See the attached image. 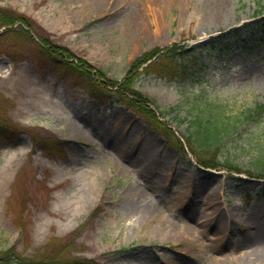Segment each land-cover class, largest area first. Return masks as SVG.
<instances>
[{
  "label": "rangeland",
  "instance_id": "obj_1",
  "mask_svg": "<svg viewBox=\"0 0 264 264\" xmlns=\"http://www.w3.org/2000/svg\"><path fill=\"white\" fill-rule=\"evenodd\" d=\"M0 6L33 22L0 25V119L19 132L15 142L0 139V254L16 246L36 257L66 245L99 264H264V176L255 167L264 109L247 115L264 103L258 0ZM42 29L119 80L143 51L179 43L190 75L143 73L136 86L161 109L176 108L167 118L179 134L211 99L231 128L210 146L241 172L201 166L126 104L96 100L79 75L43 58ZM34 135L58 139L62 152L46 154ZM132 201L140 217L128 212Z\"/></svg>",
  "mask_w": 264,
  "mask_h": 264
},
{
  "label": "trees",
  "instance_id": "obj_2",
  "mask_svg": "<svg viewBox=\"0 0 264 264\" xmlns=\"http://www.w3.org/2000/svg\"><path fill=\"white\" fill-rule=\"evenodd\" d=\"M261 10L264 9V0H258ZM24 24L30 26L32 20L26 15L6 9L0 6V25L9 30L14 25ZM42 31H44L42 29ZM33 38V36L31 37ZM39 44L43 58L57 66L75 72L87 83L88 92L98 101L110 100L113 103H123L139 113L145 122L155 129L171 145L187 153L186 146L196 157L200 165L204 167H226L232 171L241 172V167L232 160L221 161L219 152L215 147L216 139H219L221 131H229L231 122L219 120V113L214 111V103L211 99L203 102V114H198L192 120L195 126L188 134H178L168 123V114L176 111L175 107L168 110L160 109L155 99L144 93L136 86V81L141 74H157L166 69L169 76H189L194 65H189L185 54H182L180 44L173 42L168 46H156L143 51L138 55L129 67L122 79H114L105 71L94 67L88 60L77 55L68 46L52 40L45 31L38 34ZM264 109V103L258 104L247 115L253 116ZM223 113L225 109H222ZM209 117H213V120ZM204 121L209 124L205 125ZM171 122V121H170ZM222 125V126H221ZM19 132H15L13 125L0 119V139L15 142ZM35 142L48 154L58 155L62 152L60 141L47 136H36ZM212 141V142H211ZM210 144H212L211 147ZM257 174L264 176V146L257 158H255ZM66 245L51 253H40L36 257H27L19 254L16 246H10L1 251L0 264H99L96 260L86 257H73L65 253ZM122 249H126L123 247Z\"/></svg>",
  "mask_w": 264,
  "mask_h": 264
},
{
  "label": "bare ground",
  "instance_id": "obj_3",
  "mask_svg": "<svg viewBox=\"0 0 264 264\" xmlns=\"http://www.w3.org/2000/svg\"><path fill=\"white\" fill-rule=\"evenodd\" d=\"M181 1H186V0H181ZM128 212H130V213H132V212H134V213H138V217H140L141 216V212H140V210L137 208V206H136V204H134V202L132 201V202H130L129 204H128ZM141 211L143 212V213H146V211H147V208H145V207H143V209H141ZM258 213H261V211L260 210H257L256 211V215H258ZM195 237V236H194ZM191 244H193V241H192V243Z\"/></svg>",
  "mask_w": 264,
  "mask_h": 264
}]
</instances>
